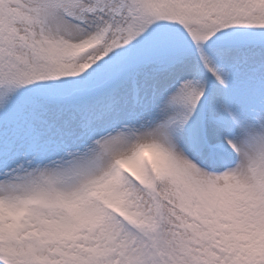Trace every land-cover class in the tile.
<instances>
[{"label": "snow or ice", "instance_id": "snow-or-ice-1", "mask_svg": "<svg viewBox=\"0 0 264 264\" xmlns=\"http://www.w3.org/2000/svg\"><path fill=\"white\" fill-rule=\"evenodd\" d=\"M0 264H264V0H0Z\"/></svg>", "mask_w": 264, "mask_h": 264}]
</instances>
